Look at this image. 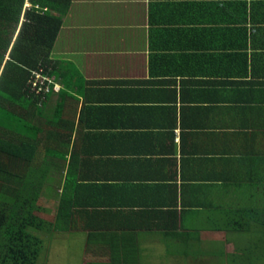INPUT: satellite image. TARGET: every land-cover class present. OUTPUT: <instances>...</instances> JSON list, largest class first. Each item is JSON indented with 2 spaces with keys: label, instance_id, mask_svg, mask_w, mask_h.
<instances>
[{
  "label": "crops",
  "instance_id": "crops-1",
  "mask_svg": "<svg viewBox=\"0 0 264 264\" xmlns=\"http://www.w3.org/2000/svg\"><path fill=\"white\" fill-rule=\"evenodd\" d=\"M50 57L71 62L80 86L64 101L68 127L45 120L58 92L43 100L45 118L30 119L41 147L70 134L90 170L108 171L95 178L120 183L129 202L158 193L199 245L203 233H235L229 219L241 210L264 209V0H71Z\"/></svg>",
  "mask_w": 264,
  "mask_h": 264
},
{
  "label": "trees",
  "instance_id": "trees-1",
  "mask_svg": "<svg viewBox=\"0 0 264 264\" xmlns=\"http://www.w3.org/2000/svg\"><path fill=\"white\" fill-rule=\"evenodd\" d=\"M24 1L0 0V264H37L45 249L42 234L49 237L53 232H81L85 234V250L101 247L97 253L103 252L109 257L108 262L91 261L88 264H140L141 240L153 238L156 231L161 233L163 243L165 241V253L179 258L173 253L174 248H184V244L191 241L187 234L177 231L176 219L171 224V217L163 210L168 203L158 193L150 202L147 197L139 202L122 199L118 195L119 190L123 191L120 183L116 184L108 177L97 179L93 176L97 171L99 176H105L108 171L105 174L103 168H99L100 164H94L90 170L89 156L78 158L75 145L70 149V134L64 135L62 146L41 147V128L30 119L45 118V101L50 94L58 92L61 100L54 109L57 116L45 120L53 126L68 127L61 119L65 113L64 101L66 97H72L75 86H80L76 81L77 69L71 62H59L50 57L71 0H30L31 7L22 13ZM214 7L209 6L207 18ZM220 32L221 35L228 34L226 25L208 28L209 35ZM7 51L8 58L4 61ZM33 71L52 77L59 83V89L53 90L51 85L48 91L33 92L28 82ZM30 129L31 133L27 131ZM69 152L68 169L62 175ZM55 180L57 187L50 185ZM106 190L111 195L103 197L101 193ZM51 191L57 200V208L54 219L50 220L41 213L44 205L40 196L47 199ZM134 207L141 209L132 211ZM122 208L124 211L120 210ZM121 211L126 216L117 217ZM238 215L229 219L228 227L239 231L238 235L252 233L251 221L264 226V209L241 210ZM191 243L199 251L198 242ZM260 246H263L264 261V243ZM208 247L200 249H205L206 256L221 253ZM197 251L192 257L202 256ZM222 255L223 252L218 257ZM240 257L228 255L227 264H244Z\"/></svg>",
  "mask_w": 264,
  "mask_h": 264
},
{
  "label": "rangeland",
  "instance_id": "rangeland-1",
  "mask_svg": "<svg viewBox=\"0 0 264 264\" xmlns=\"http://www.w3.org/2000/svg\"><path fill=\"white\" fill-rule=\"evenodd\" d=\"M25 11V10H24ZM24 13V12H23ZM57 85L59 83L55 82ZM21 112L23 109H19ZM53 185V184H51ZM54 186V185H53ZM50 188L49 190H51ZM43 193V192H42ZM44 194V193H43ZM47 195V194H46ZM42 194L40 196L41 200ZM50 197V201H43L42 215H45L47 219H54L55 211H56V202L57 200L53 197V193L47 195ZM49 210V211H47ZM223 223V221L221 222ZM264 226L260 223V225L255 224L252 229V233L244 232L240 235L235 233L228 234H210L203 233L202 239L205 240L208 244V249L216 250L218 252H223L224 255L222 257H218L213 253L210 256H206L205 249L200 250L202 248H206L207 245L202 244L199 247V251H197V246H191V242H186L185 247H175V254L179 256L176 258L173 256H168L165 253V248L163 246V242L161 243L151 241L149 239H145V244L143 245V254L141 258L138 260L140 264H227L226 257L229 255L232 258L233 254L241 255L242 263H253V264H264L262 253L263 246H260L264 243ZM158 234H155V236ZM237 235L240 237H237ZM45 238V249L41 254L40 259L37 264H88L91 261L95 262H108L109 257L97 251H100L101 247L98 249L94 247L93 251L85 250L84 245V235L82 233L71 234L67 232H53L49 235L51 237L50 242L48 241L49 237L46 234H42ZM154 236V237H155ZM153 237V238H154ZM226 238L227 241H226ZM216 240V243H212V240ZM224 240V242H220ZM259 242V243H258ZM165 243V241H164ZM217 244V245H216ZM167 245V244H166ZM189 246V247H186ZM81 247V248H80ZM47 248V249H46ZM89 251V252H88ZM197 251L198 254H201V257H192L193 253ZM102 254V255H101ZM183 254L189 255L188 257H184Z\"/></svg>",
  "mask_w": 264,
  "mask_h": 264
},
{
  "label": "built area",
  "instance_id": "built-area-1",
  "mask_svg": "<svg viewBox=\"0 0 264 264\" xmlns=\"http://www.w3.org/2000/svg\"><path fill=\"white\" fill-rule=\"evenodd\" d=\"M31 7L30 1L25 0L23 5V12ZM36 7H39L36 5ZM30 88L33 92H41L48 91L50 86L52 85L53 90H58L60 85L56 84L52 77L47 75H42L39 71H33V76L28 80Z\"/></svg>",
  "mask_w": 264,
  "mask_h": 264
}]
</instances>
